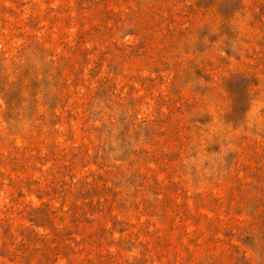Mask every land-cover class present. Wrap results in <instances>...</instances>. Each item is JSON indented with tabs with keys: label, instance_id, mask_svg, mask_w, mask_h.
Returning a JSON list of instances; mask_svg holds the SVG:
<instances>
[{
	"label": "rangeland",
	"instance_id": "1",
	"mask_svg": "<svg viewBox=\"0 0 264 264\" xmlns=\"http://www.w3.org/2000/svg\"><path fill=\"white\" fill-rule=\"evenodd\" d=\"M0 264H264V0H0Z\"/></svg>",
	"mask_w": 264,
	"mask_h": 264
}]
</instances>
